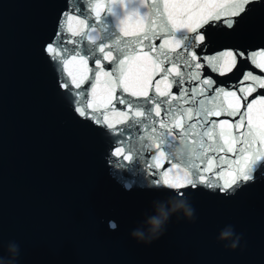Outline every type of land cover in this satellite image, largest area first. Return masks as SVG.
<instances>
[{
	"label": "water",
	"instance_id": "1",
	"mask_svg": "<svg viewBox=\"0 0 264 264\" xmlns=\"http://www.w3.org/2000/svg\"><path fill=\"white\" fill-rule=\"evenodd\" d=\"M69 5L70 0H0V255H8V242L14 240L20 245L17 264H264V175L259 170L252 181L229 194L206 186L176 189L195 209V221L177 220L182 216L178 211L153 243H138L130 236L155 214L154 201L170 211L168 198L176 195L163 182L150 187L155 172L171 169L166 154L155 147L163 130L159 124L156 132L137 125L125 128L121 136L75 112L72 97L59 86L67 72L61 76L45 52L58 24L68 34L86 30L77 20L64 21L62 13ZM93 6L96 16L113 4L93 0ZM247 9L234 18L233 28L207 30L210 52L238 49L250 56L264 50V0H253ZM130 17L121 27L133 31ZM90 35L99 42L102 33ZM256 59L264 64V56ZM78 63L70 61L68 70L75 72ZM238 68L226 76L210 74L232 91L238 82L244 88L252 83L243 81L247 71L264 76L250 59L241 58ZM203 72L209 74L208 69ZM154 80L167 91L168 81L159 74ZM171 90L177 92L174 86ZM126 119L119 112L108 113V122L117 128L124 127L120 122ZM191 141L177 139L173 153L183 159ZM122 155L133 161L123 162ZM205 156L212 158L210 163L197 160L202 169H210L204 176H211L213 184L231 180L229 172L236 168L228 166L231 153L209 151ZM168 175L183 173L171 169ZM225 225L241 235L235 250L225 247L231 241L217 239Z\"/></svg>",
	"mask_w": 264,
	"mask_h": 264
},
{
	"label": "snow or ice",
	"instance_id": "2",
	"mask_svg": "<svg viewBox=\"0 0 264 264\" xmlns=\"http://www.w3.org/2000/svg\"><path fill=\"white\" fill-rule=\"evenodd\" d=\"M252 2L112 0L113 6L103 15L93 16V0H70L69 10L62 13V18L65 22L77 20L85 24L86 30L68 34L64 25L58 24L45 52L61 76L67 72L59 86L72 97L74 110L80 117L121 136L125 128L137 125L156 132L159 124L163 131L155 147L166 154L171 169L183 175L170 178L171 169L155 172L156 178L151 183L163 182L173 189L215 187L229 194L252 181L257 170L264 175L261 171L264 169V92H258L264 89V76L247 71L243 81L252 83L244 88L240 86L242 81L238 82L234 86L236 91H232L221 87L210 73L226 76L239 70L241 58L250 59L264 72V64L257 63L256 59L264 56V50L253 51L250 56L238 49L210 52L206 33L209 28L220 25L233 28L237 23L234 18L241 17ZM129 13L134 21L133 31L121 27ZM225 14L233 19L226 18ZM97 31L102 33L99 42L90 35ZM70 61L79 62L75 72L68 70ZM203 69H208L209 74ZM155 74L168 81L167 91H161L160 80H154ZM173 86L176 93L171 90ZM237 92L246 94L238 96ZM93 93L96 95L90 98ZM222 94L233 97L234 101H226ZM109 112L125 116L127 119L120 122L124 127L109 123ZM221 115L233 119H210ZM188 137H192L187 143L188 154L181 159L172 149L177 139L187 140ZM194 144L199 147H192ZM209 151L232 154L228 166L235 164L236 168L229 172L230 181L213 184L211 176L202 174L210 171L200 167V163L211 162L212 158L205 156ZM215 158L225 159L224 156ZM119 159L133 161L126 155ZM147 172H152V168L148 167ZM214 175L219 177L220 173Z\"/></svg>",
	"mask_w": 264,
	"mask_h": 264
},
{
	"label": "clouds",
	"instance_id": "3",
	"mask_svg": "<svg viewBox=\"0 0 264 264\" xmlns=\"http://www.w3.org/2000/svg\"><path fill=\"white\" fill-rule=\"evenodd\" d=\"M150 187L159 188L161 185L151 183ZM168 202L171 203L170 211L165 210V203L154 201V203L158 205L155 214L147 217L142 226L134 228L130 232V236L137 240L138 243H143L145 245L153 243L165 233L172 213L178 211L182 212V216H177V220L183 218L188 221H195V209L192 207L189 200L183 197L178 190H176V195L168 198ZM109 227L115 230L117 225L115 222L110 221ZM217 239L221 241H231V243L225 244V247L235 250L239 244L241 235L235 234L232 225H225L221 229ZM6 251L8 253L7 256L0 255V264H17L18 257L20 256V245L16 241L10 240Z\"/></svg>",
	"mask_w": 264,
	"mask_h": 264
}]
</instances>
